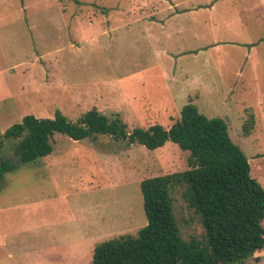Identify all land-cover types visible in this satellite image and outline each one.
<instances>
[{"label":"rangeland","instance_id":"obj_1","mask_svg":"<svg viewBox=\"0 0 264 264\" xmlns=\"http://www.w3.org/2000/svg\"><path fill=\"white\" fill-rule=\"evenodd\" d=\"M189 102L226 121L264 187V0H0V134L91 108L128 131L168 128ZM188 154L57 134L3 177L0 264H92L96 244L147 223L140 181L185 170ZM188 191L172 186L174 216L184 240H203ZM243 264H264V247Z\"/></svg>","mask_w":264,"mask_h":264},{"label":"trees","instance_id":"obj_2","mask_svg":"<svg viewBox=\"0 0 264 264\" xmlns=\"http://www.w3.org/2000/svg\"><path fill=\"white\" fill-rule=\"evenodd\" d=\"M57 134L73 140L109 135L149 149L171 140L189 152L185 170L140 181L147 223L135 235L96 244L92 264H243L264 247V187L251 175L248 158L223 118L206 116L192 102L182 106L168 128L154 123L131 131L96 108L74 119L60 112L54 118L25 115L0 134V150L11 151L0 159V186L18 162L50 154ZM181 182L188 184V199L201 216L203 240L180 235L171 189Z\"/></svg>","mask_w":264,"mask_h":264}]
</instances>
